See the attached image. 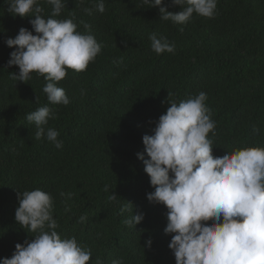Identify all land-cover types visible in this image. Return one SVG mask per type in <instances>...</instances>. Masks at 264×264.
Wrapping results in <instances>:
<instances>
[{
  "label": "trees",
  "instance_id": "trees-1",
  "mask_svg": "<svg viewBox=\"0 0 264 264\" xmlns=\"http://www.w3.org/2000/svg\"><path fill=\"white\" fill-rule=\"evenodd\" d=\"M104 3L101 14L97 0H65L54 17H74L78 31L90 32L102 46L85 71L69 69L57 83L70 101L64 106L48 102L43 76L32 73L19 82L10 75L19 68L8 67L15 49L5 40L20 28L33 31L29 20L35 17H13L7 0H0V261L12 257L16 244L34 239L17 224L15 211L19 192L40 189L51 194L58 234L91 250L89 264H176L164 232L168 209L148 201L154 188L138 158L148 159L143 137L166 113L169 92L177 103L206 93L216 124L209 134L214 157L264 148V0H217L213 18L194 14L183 25L161 20L159 9L142 0ZM40 5L42 15L51 16L53 6L46 0ZM163 6L182 10L172 0ZM152 33L174 45V52L156 54ZM45 105L53 110L47 127L59 132L61 149L46 137L34 139L36 126L26 118ZM134 212L145 218L128 227L123 221Z\"/></svg>",
  "mask_w": 264,
  "mask_h": 264
},
{
  "label": "clouds",
  "instance_id": "clouds-1",
  "mask_svg": "<svg viewBox=\"0 0 264 264\" xmlns=\"http://www.w3.org/2000/svg\"><path fill=\"white\" fill-rule=\"evenodd\" d=\"M46 2L53 6L47 18L42 15L40 0H7L13 17H35L29 20L33 31L20 28L15 38L5 40L7 47L15 49L8 67L18 66L19 73L10 75L19 82L31 79L32 73L43 76L48 102L67 106L69 98L57 83L69 69L85 71L102 46L90 32L78 31L74 17L54 18L61 15L65 0ZM172 3L182 10L172 13L163 6L164 0H142L148 8L159 9L161 20L177 25L187 23L194 14L213 18L217 9V0ZM96 10L105 12L104 0H97ZM83 11L92 14L89 8ZM149 38L156 54L174 52V45L166 39L155 33ZM171 95L169 92L170 106L159 117L153 134L143 137L148 159L144 154L138 158L154 188L147 194L148 201L168 209L164 232L171 236L169 248L176 264H264V148L234 149L214 157L209 134H214L216 124L206 106V93L201 91L179 103L170 100ZM26 118L36 126L34 139L46 137L57 149L63 148L59 132L47 127L55 118L52 108L39 107ZM254 132L259 135L260 128ZM104 190L107 192L108 186ZM61 195L71 198V193ZM117 198L112 193L109 197L113 201ZM18 200L17 224L36 235L23 245L16 244L12 257L3 258L0 264H89L91 250L82 247L74 236L62 238L58 234L51 194L40 189L23 191L18 193ZM144 218L134 212L123 223L136 228ZM86 219L82 216L80 222ZM146 245L150 248L152 240ZM112 264H123V260L115 259Z\"/></svg>",
  "mask_w": 264,
  "mask_h": 264
}]
</instances>
